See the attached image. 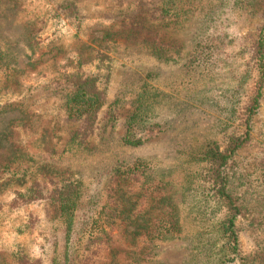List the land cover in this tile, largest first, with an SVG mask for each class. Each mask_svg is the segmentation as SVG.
Listing matches in <instances>:
<instances>
[{
	"label": "rangeland",
	"instance_id": "374dc122",
	"mask_svg": "<svg viewBox=\"0 0 264 264\" xmlns=\"http://www.w3.org/2000/svg\"><path fill=\"white\" fill-rule=\"evenodd\" d=\"M263 11L264 0H0V105L20 104L0 115V264H18L21 252L41 264H84L88 229L115 202L134 214L119 217L112 232L125 248L145 239L121 234L142 222L139 212L178 209L183 238L156 240L157 256L145 264H190L185 239L219 242L224 210L207 197L211 164L202 157L246 131ZM154 18L159 46L181 60L192 52L193 67L159 60L144 46L139 35ZM72 72L98 78L106 92L82 144L71 141L81 122L67 116L62 93ZM131 123L139 146L124 144ZM252 127L225 172L241 208L240 250L249 264H264V85ZM75 181L83 200L68 241L57 206L15 201L33 185ZM112 257L110 249L100 252L93 264Z\"/></svg>",
	"mask_w": 264,
	"mask_h": 264
},
{
	"label": "trees",
	"instance_id": "16d2710c",
	"mask_svg": "<svg viewBox=\"0 0 264 264\" xmlns=\"http://www.w3.org/2000/svg\"><path fill=\"white\" fill-rule=\"evenodd\" d=\"M158 2L159 0H153ZM171 5L175 6V3L170 2ZM165 5V4H164ZM169 10H173L175 15L176 8L169 7ZM143 12V9H141ZM146 14H150L151 11H144ZM143 12V13H144ZM264 15V11H263ZM149 28L146 31H141L139 35L142 38L144 46H147L150 53L159 60H164L169 63H179L180 61L185 62L184 67L190 69L194 65V59L192 52L187 53L185 60L179 59L181 53L175 52L171 55L169 52L159 46L160 43V32L158 31L157 25L159 20L154 18L151 19ZM134 30V28H132ZM136 30V29H135ZM138 31V29H137ZM139 32V31H138ZM145 33V36L143 35ZM144 37V38H143ZM144 39V41H143ZM254 51V66L258 74V81L256 90L249 98L244 110V124L246 131L241 135H232L229 137L230 141L226 148L220 149L208 148L202 157V161L209 162L211 168L208 169L207 181V197L216 199L217 204L224 210L222 221L219 222V234L221 243L212 241L210 239L204 240L201 237L185 239L189 249L191 251L190 264H196L199 257H204L205 262L203 264H249L246 257L240 250V236L237 228V219L241 215V208L236 204L235 199L228 191V180L225 169L230 163L231 159L236 153L242 149L251 139V131L253 126V119L257 116V113L261 107L262 89L264 85V27L262 28L259 38L256 40L253 46ZM177 55V57H175ZM62 93L65 98V110L69 118L80 121V127L72 131L71 141L76 144L87 143L90 139L89 136L94 130L96 123L99 118V113L102 110L105 103L106 92L99 84V79L92 76H85L77 72L69 73L66 77V83H64ZM20 106L17 103H11L6 106L0 105V115L9 111L15 110L14 107ZM9 107V108H8ZM8 108V109H7ZM136 119V116L132 121ZM133 125H129V130L124 138V144L129 146H139L143 142L137 140L135 137L132 138ZM139 165H143L142 162ZM138 163L133 168H129V171L125 173L136 172L135 169L139 168ZM118 177V176H117ZM81 185L79 182H71L68 184H53L52 188H49L47 184L44 185H33L26 191L17 194L16 200L22 205H29L40 201H47L51 205H55L59 208L60 217L64 220V226L66 230L67 241L70 239V235L73 233V221L77 218L81 201ZM116 202L112 207L104 208L101 216L91 223V227L88 229V243L86 246L87 256L83 262L84 264H93V256L103 251H108L113 256L110 264H120L122 259L124 264H145L152 261L156 256L155 244L156 240L159 241H171L181 240L185 232L186 226L182 224L180 214L175 205H170L172 211H162L159 215L154 217L152 212L148 211L149 216H145L146 213L139 212L137 215H144L142 222L134 220L135 223L131 227H125V232H121L122 235L132 237L143 236L145 239L140 245L124 247L114 234L113 229L116 228V222L119 217L123 214L132 216V209H127L123 206V210L119 211L118 207L115 206ZM218 206V205H217ZM208 209L203 216L207 217ZM152 214V215H151ZM136 215V216H137ZM155 218V219H154ZM128 228L135 229V231H126ZM118 229H123V227ZM185 238V237H184ZM218 243V244H217ZM116 244V245H115ZM221 245L222 251H220V257H217L214 261L211 260L210 251L217 250ZM132 245V244H131ZM68 255V254H67ZM120 255H124L123 259ZM18 264H41V261L31 259L27 254L21 252L17 258H15ZM64 264H70L66 261ZM99 264H106L105 262H99Z\"/></svg>",
	"mask_w": 264,
	"mask_h": 264
}]
</instances>
